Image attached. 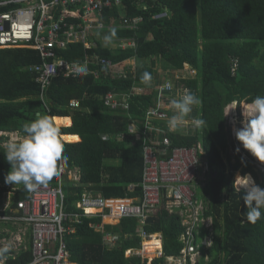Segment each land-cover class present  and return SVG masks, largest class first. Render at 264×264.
<instances>
[{
	"label": "trees",
	"instance_id": "16d2710c",
	"mask_svg": "<svg viewBox=\"0 0 264 264\" xmlns=\"http://www.w3.org/2000/svg\"><path fill=\"white\" fill-rule=\"evenodd\" d=\"M122 2L121 7L103 11L101 22L105 27L90 35V48L84 43H72L60 51V56L71 63L98 56L124 70L117 68L118 76L100 70L98 78L93 74L55 78L47 90L49 108L40 100L41 88L31 71L43 62L39 52L0 49V131L24 136L23 124L34 121L38 113L51 120L56 117L58 127L70 123L60 117H71L72 125L59 130L60 135L80 136L76 143H71L78 141L76 137H61L69 142L62 141L68 157L64 168L78 170L80 176L78 183L68 180L65 183L68 211L76 212V203L89 191L105 198H139L144 139L141 135H130L129 126L154 104L157 87L152 82L157 80L160 62L167 71L182 73L186 66L197 70L196 79L181 80L178 86L199 97L198 117L205 120V125L194 135L168 130L164 135L173 147L201 143L209 165L207 181L199 188V194L206 204V216L214 220V242L202 251L196 264H264V215L254 224L247 222L244 190L235 189L234 175L242 170L243 175H253L257 184L264 186L256 169L240 153H231L235 144L226 118L227 107L232 103L250 104L256 96L264 95V0ZM164 13L167 15L156 18ZM124 16L143 21L137 30L124 29L118 27ZM105 36L111 39L105 41ZM125 39L134 40L136 47H111ZM132 59L136 60L135 71L126 67V62ZM234 62L237 70L233 75ZM144 72L152 76L147 84L141 81ZM137 86L152 92L133 97L129 111H112L105 105L104 98L109 93H130ZM72 100H79L81 108L70 109ZM103 135L111 138L105 140ZM120 135L125 138L117 139ZM4 140L0 139V204L8 190L4 178L11 170L5 159L6 148L1 145ZM58 181L59 177L47 185L56 186ZM131 185L136 186L134 191ZM14 187L16 203L27 198L28 190L23 184ZM73 225L75 232L67 239L72 264H147L142 258L126 256L127 250L139 249L142 244L137 219L84 217ZM145 230L163 237L164 257L154 259L151 264H167L165 257L181 254L184 227L178 215L166 210L165 201L150 217ZM107 234L118 237L113 247H108L105 241ZM206 236L203 231L201 238ZM31 260L29 251L20 253L16 260L10 259L8 264H28Z\"/></svg>",
	"mask_w": 264,
	"mask_h": 264
},
{
	"label": "built area",
	"instance_id": "2783aa9c",
	"mask_svg": "<svg viewBox=\"0 0 264 264\" xmlns=\"http://www.w3.org/2000/svg\"><path fill=\"white\" fill-rule=\"evenodd\" d=\"M122 5V0H0V49H31L39 52L43 62L32 67L31 71L36 75V81L41 88L40 100L49 108L47 90L52 81L59 76L77 77L93 74L98 78L101 75L100 70L106 75L111 73L112 76L120 75L116 73L118 66L111 60L88 56L79 62L71 63L60 56V51L72 43H84L90 48L92 46L89 41L90 35L93 31L105 27L101 22L103 11ZM166 15L167 13H164L156 18ZM70 18L74 19V22L70 21ZM142 21V18L130 20L124 16L118 27L137 30ZM114 46L127 49L136 47V43L134 40L125 39L115 42ZM93 67H97L99 71ZM186 67L189 68V74L193 79H196L197 70ZM81 68L84 71H81ZM135 69L136 66L132 71ZM236 70L237 63L234 62L233 72ZM185 89L188 88L167 80L163 86L157 87L153 106L145 110L144 116L134 118L129 126L130 135H141L144 139V168L139 185L142 189L141 197L105 198L89 191L76 203L77 211L70 212L65 203V183L67 180L78 183L80 176L78 170L66 171L65 168L56 186L41 185L28 191L27 198L17 203L15 202L17 190L14 186L8 185L3 203L0 204V225H5L0 229V249L8 250L4 252L7 253L6 256H2L4 253L0 254V264H8L10 259L16 260L20 253L29 251L32 260L28 264H72L67 239L75 232L73 223L84 217L137 219L142 244L139 249L127 250L126 256L139 257L147 264H151L154 259L164 257L163 237L162 234L147 233L145 226L163 201L166 210L170 214L178 215L184 227L181 254L165 257L167 264H196L202 256V251L212 247L214 242V220L206 216V204L200 197L197 184L201 175L209 173V165L205 161L201 143L192 147H173L171 140L164 136L166 132L164 124H167L175 111L170 107V102L179 99ZM151 92L148 88L137 86L130 93H109L104 101L112 111H129L133 97L148 95ZM233 105L237 106V102ZM69 108L80 109V101L72 100ZM54 119L52 121L57 127ZM183 126L191 129L186 130L187 136L196 129L191 121H186ZM3 137L6 140L1 145L6 148L8 141H20L23 135L19 132L0 131V139ZM110 138L103 135L105 140ZM124 138L125 135L117 137L119 140ZM232 141L235 144V149H232L233 155L239 148L242 158L256 169L264 186V164L243 148L235 133L232 134ZM237 175L244 177L249 174L242 175L240 171L235 173V177ZM254 180L256 181L255 178ZM234 186L237 191L244 190L239 182L234 183ZM135 188V185H131L132 191ZM9 225L13 228H9ZM97 228L103 231L102 227ZM203 231L207 232V236L201 238ZM117 238L116 235L107 234L105 241L111 243ZM153 240H157L159 244L151 255L147 252L149 251L147 244Z\"/></svg>",
	"mask_w": 264,
	"mask_h": 264
},
{
	"label": "clouds",
	"instance_id": "9594fccd",
	"mask_svg": "<svg viewBox=\"0 0 264 264\" xmlns=\"http://www.w3.org/2000/svg\"><path fill=\"white\" fill-rule=\"evenodd\" d=\"M112 35H115L114 29ZM110 39V36L104 37L105 41ZM80 70L84 71L83 68ZM151 80V74L144 72L141 81L147 84ZM200 102L199 97L189 89H185L179 99H173L170 107L175 111L167 122L169 130L177 131L193 112V107ZM243 108L245 121L240 129H234L236 139L245 150L264 164V95L256 96ZM233 109L235 107L231 110ZM205 123V120L199 117L191 119V124L196 129L202 128ZM22 130L25 135L20 141L10 140L6 144L4 154L11 170L5 176L4 182L14 186L23 184L26 190L32 191L59 177L68 163V157L64 154L65 146L60 139L59 129L49 117L38 113L34 121L23 124ZM239 151L237 148L236 152ZM241 180L244 188L242 200L248 209L245 216L247 222L254 224L264 215V187L258 185L250 174L244 177L237 175L235 183ZM7 250L0 249V254Z\"/></svg>",
	"mask_w": 264,
	"mask_h": 264
},
{
	"label": "rangeland",
	"instance_id": "374dc122",
	"mask_svg": "<svg viewBox=\"0 0 264 264\" xmlns=\"http://www.w3.org/2000/svg\"><path fill=\"white\" fill-rule=\"evenodd\" d=\"M111 47H115V46L111 44ZM159 64H160L159 65V69H158V72H157V75H156V79L157 80L152 82V86L155 85L156 87H161V86H163L166 83L167 80H171L176 85H178V81H181L182 79H189L188 77H190V79H193V77L189 74L190 71H188V69H189L188 67H185L184 71L182 73H179L177 71H167V70L164 69L165 67L164 68L162 67V63L161 62ZM129 66L134 68L136 66V60L135 59L128 60L126 62V67H129ZM118 69L119 70H124L121 67H119ZM178 73L181 74V75H178ZM233 75H234V72H233ZM244 104H242L241 106H238V105L234 106L232 104L229 107H227L226 115L232 108L235 107V109L231 110L229 115L227 116V121H228V125L230 127V130H231V134L235 133L234 129H240L243 126V122L245 121V117L243 116ZM194 108H195V106H194ZM188 118L189 117H187L186 120ZM180 127H182V126H180ZM230 172L231 171L228 168V172L227 173L230 174ZM207 177H208V174L201 175L200 179L197 181V184H198L199 188L201 186H203V183H206ZM235 179H236V177L234 176V180ZM234 183H235V181H234ZM154 243H159V242H157V240H155V241H152L149 244H154ZM149 244H147V245H149ZM114 245H115V242L108 243V247H113Z\"/></svg>",
	"mask_w": 264,
	"mask_h": 264
},
{
	"label": "crops",
	"instance_id": "0c3cea01",
	"mask_svg": "<svg viewBox=\"0 0 264 264\" xmlns=\"http://www.w3.org/2000/svg\"><path fill=\"white\" fill-rule=\"evenodd\" d=\"M235 103V102H234ZM233 104V103H232ZM231 104V105H232ZM199 107H200V104L199 105H197V106H195V108H194V110H193V112L190 114V116H189V118L186 120L187 122L188 121H191V119L193 118V117H198V111H199ZM56 118V117H55ZM227 118V117H226ZM59 119H66V120H70V123L69 124H65V125H63V126H60V127H58L57 126V128L60 130L61 128H67V127H70L71 125H72V119H71V117H60ZM228 122V121H227ZM164 126H165V128H166V132H167V130L169 131V132H171L170 130H169V128H168V125L167 124H164ZM182 127H179V129L177 130V131H175L176 133H181V134H183V135H186V133L189 131V130H191V129H187V127L186 128H184L185 126H183V125H181ZM201 129V128H200ZM200 129H195V130H192L191 132H189L190 134H192V135H194V134H196L197 132H199V130ZM185 130V131H184ZM186 130H188V131H186ZM175 132H172V133H175ZM62 136H72V137H76V138H78V141H75V142H71V143H76V142H79L80 141V136H78V135H60V139H61V137ZM62 141H64L63 139H61ZM64 142H66V143H69V142H67V141H64ZM233 149V148H232ZM232 149H231V153H232ZM233 154V153H232ZM241 171V174L243 175V173H242V170H239L238 172H240ZM210 172V171H209ZM247 175V174H246ZM235 176V175H234ZM240 176V175H239ZM2 227H5V225H0V229L2 228ZM9 228H13L11 225H9ZM7 255V253H4L2 256H6Z\"/></svg>",
	"mask_w": 264,
	"mask_h": 264
},
{
	"label": "bare ground",
	"instance_id": "6f19581e",
	"mask_svg": "<svg viewBox=\"0 0 264 264\" xmlns=\"http://www.w3.org/2000/svg\"><path fill=\"white\" fill-rule=\"evenodd\" d=\"M247 105L248 104H244V107H247ZM243 112H244V108H243ZM239 184L240 185H242L243 186V182H242V180L239 182ZM153 241H155V240H153ZM159 243H154V244H149L148 245V250L149 251H147L149 254H151V255H153V253L155 252V250L157 249V246L156 245H158Z\"/></svg>",
	"mask_w": 264,
	"mask_h": 264
}]
</instances>
